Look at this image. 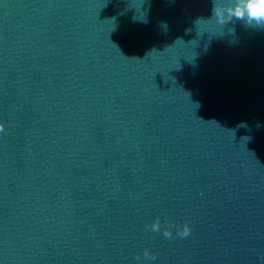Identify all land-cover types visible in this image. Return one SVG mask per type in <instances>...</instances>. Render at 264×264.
<instances>
[{
  "label": "clouds",
  "instance_id": "1",
  "mask_svg": "<svg viewBox=\"0 0 264 264\" xmlns=\"http://www.w3.org/2000/svg\"><path fill=\"white\" fill-rule=\"evenodd\" d=\"M212 20L215 18L216 23L226 25L241 21L246 27L264 28V0H212ZM233 32L235 29H231ZM4 131V125L0 123V132ZM152 231L160 230L159 221H155L150 225ZM191 233V227L185 223L182 228L177 230L176 235L185 238ZM163 235L172 238V232L165 229ZM150 254L147 249L144 251V256L148 257ZM138 258V257H137ZM151 259L155 260L156 256L151 255Z\"/></svg>",
  "mask_w": 264,
  "mask_h": 264
}]
</instances>
